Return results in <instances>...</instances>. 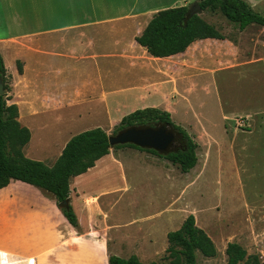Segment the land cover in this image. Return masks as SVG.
<instances>
[{
  "label": "crops",
  "instance_id": "1",
  "mask_svg": "<svg viewBox=\"0 0 264 264\" xmlns=\"http://www.w3.org/2000/svg\"><path fill=\"white\" fill-rule=\"evenodd\" d=\"M194 1L198 0H0V52L9 79H13L8 103L18 105L19 121L24 114L31 119L48 108L49 115L65 111L58 114L59 120H66L71 128L83 112L79 108L71 113V108L97 102L98 109H88L87 114L96 115L97 121L105 119L106 124H94L105 130L136 109L160 108L151 97L152 90L160 86L172 85L164 95L169 99L175 92L178 99L183 94L178 82L190 78L186 77L189 69L215 71L202 59L220 67L233 65L227 62L229 57L243 60L238 64L264 61V26L252 23L239 30L219 13H211L208 22L224 39H199L186 51L168 57L152 56L138 43L137 37L160 10ZM246 1L264 15V0ZM5 52L16 71L10 70ZM155 62L163 64L157 67ZM155 69L163 75L160 80L151 75ZM89 88L101 90L97 93ZM85 129L69 132L68 139L57 143L60 155L70 138ZM118 150L111 148L95 166L71 179L78 228L64 216L56 198L38 187L12 180L0 189V264H109L111 255L122 256L127 244L122 227L102 203L112 190L87 188L89 176L104 167L112 153L117 159ZM169 232L165 230L167 241L160 249L153 229L126 236L128 257L156 261L164 251L166 254ZM73 247L78 248V255H72Z\"/></svg>",
  "mask_w": 264,
  "mask_h": 264
},
{
  "label": "rangeland",
  "instance_id": "2",
  "mask_svg": "<svg viewBox=\"0 0 264 264\" xmlns=\"http://www.w3.org/2000/svg\"><path fill=\"white\" fill-rule=\"evenodd\" d=\"M210 15L205 11L203 17L208 21ZM218 16L224 18L221 13ZM4 55L10 70L16 71L9 53ZM227 59L232 66L220 67L219 63L202 59L215 68L214 72L189 69L186 77L190 78L178 82V90L183 92L178 99L175 92L171 98L165 97L172 88L170 84L152 90L153 100L170 111L175 123L188 131L197 145L198 162L191 171L182 172L177 164L151 152L122 146L117 159L112 153L104 167L89 176L88 190L101 186L112 190L102 203L122 227L127 244L121 257L131 253L126 236L153 229L160 249L167 241L165 230H176L193 214L218 249L215 257L197 253L198 264H227L229 242L240 243L264 264V61L238 64L243 60ZM160 64L155 62L157 67ZM157 71L151 75L160 80L163 75ZM12 83L11 78L6 82L11 88ZM89 90L98 93L101 89ZM98 105L85 103L71 108V113L83 110L82 119L73 121L71 128L66 120H59L58 114L65 111L49 115L47 108L31 119L24 114L20 121L32 133L24 147L26 156L53 165L60 156L57 143L69 138V132L92 129L96 122L107 123L87 114L88 109L97 110ZM120 121L105 130L115 134ZM78 254V248L73 247L72 255ZM164 255L165 251L156 261Z\"/></svg>",
  "mask_w": 264,
  "mask_h": 264
},
{
  "label": "trees",
  "instance_id": "3",
  "mask_svg": "<svg viewBox=\"0 0 264 264\" xmlns=\"http://www.w3.org/2000/svg\"><path fill=\"white\" fill-rule=\"evenodd\" d=\"M203 11L221 13L239 30L249 24L264 26L261 15L246 0H198ZM190 5L160 10L150 21L144 33L137 37L140 45L155 57H168L187 50L196 40L205 38L224 39L225 36L202 15L188 18ZM18 70L23 72L18 61ZM0 78L5 89L9 79L4 58L0 52ZM10 96L0 95V189L12 180H20L34 185L56 198L59 208L68 221L76 228L79 218L71 203V179L87 172L96 162L110 153L109 134L101 127L82 131L70 138L62 154L53 165L26 156L24 147L30 142L32 133L19 121V108L9 104ZM132 126H152L176 130L180 139L178 145L167 155L137 147L132 144L118 145L114 148L129 146L148 151L177 164L182 172L191 171L198 162L196 143L181 125L176 124L168 110L157 107L136 109L124 116L117 130ZM66 202V203H65ZM168 247L161 261L143 262L136 255L124 258L111 255L109 264H198V255L215 257L218 249L211 236L197 225L196 218L190 214L180 228L168 233ZM227 264H262L260 257L249 254L238 242H229L226 247Z\"/></svg>",
  "mask_w": 264,
  "mask_h": 264
},
{
  "label": "water",
  "instance_id": "4",
  "mask_svg": "<svg viewBox=\"0 0 264 264\" xmlns=\"http://www.w3.org/2000/svg\"><path fill=\"white\" fill-rule=\"evenodd\" d=\"M203 9L199 1H194L189 7L187 16L201 15ZM4 82L0 78V95L6 94ZM175 139V134L169 128L152 126H132L109 134L111 147L132 144L140 148L155 150L160 154L167 155ZM66 203V202H65Z\"/></svg>",
  "mask_w": 264,
  "mask_h": 264
},
{
  "label": "flooded vegetation",
  "instance_id": "5",
  "mask_svg": "<svg viewBox=\"0 0 264 264\" xmlns=\"http://www.w3.org/2000/svg\"><path fill=\"white\" fill-rule=\"evenodd\" d=\"M170 130L175 134V139H174V141H173V143H172V145H171V147L169 149L171 151L178 145V142H179V139H180V135H179V133L176 130H174V129H170Z\"/></svg>",
  "mask_w": 264,
  "mask_h": 264
}]
</instances>
